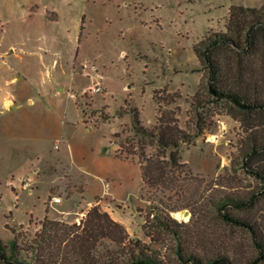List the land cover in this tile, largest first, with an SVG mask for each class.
<instances>
[{"label": "rangeland", "instance_id": "obj_1", "mask_svg": "<svg viewBox=\"0 0 264 264\" xmlns=\"http://www.w3.org/2000/svg\"><path fill=\"white\" fill-rule=\"evenodd\" d=\"M237 2L264 0H0V40L26 48L22 65L37 81L31 103L22 98L0 111V240L8 254L14 234L6 224L19 234L17 257L30 261L27 247L45 218L79 222L95 204L132 237L151 242L142 224L150 196L161 194L142 188L138 156L126 157V147L137 140L132 107L144 125L156 123L154 91L161 110L173 111L188 132L179 148L196 177L188 192L206 187L216 197L222 187L228 193L256 188L243 168L251 129L208 93L195 50L226 31L230 4ZM95 82L101 91L90 89ZM30 110L36 120L21 128L18 121ZM112 148L128 161L111 159ZM106 180L117 199L95 194ZM218 181L220 188L212 185ZM53 195L62 201L52 203ZM147 232L159 245L175 244L157 228Z\"/></svg>", "mask_w": 264, "mask_h": 264}, {"label": "trees", "instance_id": "obj_2", "mask_svg": "<svg viewBox=\"0 0 264 264\" xmlns=\"http://www.w3.org/2000/svg\"><path fill=\"white\" fill-rule=\"evenodd\" d=\"M204 45L203 51L195 50L207 70L208 93L223 101L228 113L251 129L243 168L255 179L256 188L228 193L218 181L212 185L222 187L219 196H209L206 187L188 192L187 183L196 177L179 149L188 140V132L179 126L173 111L161 110L154 91L160 112L156 123L144 125L137 108L132 107L137 140L126 147V157L138 156L142 188L161 194L150 196L142 224L151 242L132 237L122 222L95 204L79 222L45 218L27 247L32 252L30 261L17 257L19 234L6 224L14 237L9 243L11 254L0 240L2 263L264 264V3L231 4L226 31ZM119 144L123 146V142ZM148 145H154L151 154L146 152ZM178 199L181 202L177 203ZM182 208L191 213L188 220L171 216V211ZM147 227L170 234L175 244H157Z\"/></svg>", "mask_w": 264, "mask_h": 264}, {"label": "crops", "instance_id": "obj_3", "mask_svg": "<svg viewBox=\"0 0 264 264\" xmlns=\"http://www.w3.org/2000/svg\"><path fill=\"white\" fill-rule=\"evenodd\" d=\"M2 21L3 20L0 19V32L4 30V23H2ZM26 55V48H24L22 44L17 45L16 42L5 44L0 40V111L6 108L11 109L12 106H15L16 102L22 98L27 99L28 103L33 101L31 93L37 90V81H35L36 77L33 75L32 71L28 67L22 65L23 58H25ZM59 89L60 87L57 88L56 92H59ZM39 94L38 92V95ZM18 105L20 106L21 103H18ZM34 120H36V116L33 114L32 110H30L29 114L20 117L18 125L24 128L28 126V124L33 123ZM111 152V159L128 161L122 160L116 156L115 148H112ZM104 182L105 181H103L101 191L95 194L108 193L112 195L113 198L117 199L118 193L110 185L107 192L104 191Z\"/></svg>", "mask_w": 264, "mask_h": 264}, {"label": "built area", "instance_id": "obj_4", "mask_svg": "<svg viewBox=\"0 0 264 264\" xmlns=\"http://www.w3.org/2000/svg\"><path fill=\"white\" fill-rule=\"evenodd\" d=\"M90 89L94 92H99L102 90V86L100 84V82H95L93 85L90 86ZM58 140L55 144V147L58 146ZM104 186H105V189L104 191L107 192V190L109 189V183L107 181L104 182ZM62 201V196L60 195H53L51 196V202L52 203H60Z\"/></svg>", "mask_w": 264, "mask_h": 264}, {"label": "bare ground", "instance_id": "obj_5", "mask_svg": "<svg viewBox=\"0 0 264 264\" xmlns=\"http://www.w3.org/2000/svg\"><path fill=\"white\" fill-rule=\"evenodd\" d=\"M212 138H215V135L211 136ZM173 214L177 217L183 216L184 218L188 217V214H185L184 210H179V211H173Z\"/></svg>", "mask_w": 264, "mask_h": 264}, {"label": "water", "instance_id": "obj_6", "mask_svg": "<svg viewBox=\"0 0 264 264\" xmlns=\"http://www.w3.org/2000/svg\"><path fill=\"white\" fill-rule=\"evenodd\" d=\"M184 212H185V214H189L190 213L189 210H187V209H185Z\"/></svg>", "mask_w": 264, "mask_h": 264}]
</instances>
